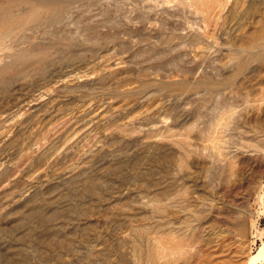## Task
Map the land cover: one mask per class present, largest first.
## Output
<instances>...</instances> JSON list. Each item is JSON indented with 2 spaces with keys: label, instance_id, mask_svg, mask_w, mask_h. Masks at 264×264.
Here are the masks:
<instances>
[{
  "label": "rangeland",
  "instance_id": "obj_1",
  "mask_svg": "<svg viewBox=\"0 0 264 264\" xmlns=\"http://www.w3.org/2000/svg\"><path fill=\"white\" fill-rule=\"evenodd\" d=\"M0 9V264H264V0Z\"/></svg>",
  "mask_w": 264,
  "mask_h": 264
},
{
  "label": "bare ground",
  "instance_id": "obj_2",
  "mask_svg": "<svg viewBox=\"0 0 264 264\" xmlns=\"http://www.w3.org/2000/svg\"><path fill=\"white\" fill-rule=\"evenodd\" d=\"M202 2V1H201ZM200 2V3H201ZM202 4H203V2H202ZM201 4V5H202ZM3 8V7H2ZM5 9V8H4ZM1 11H2V9H0ZM4 19V18H3ZM7 21V20H6ZM12 21V20H11ZM13 23H15V22H13ZM5 24V23H4ZM6 27V26H5ZM6 29V28H5ZM15 29V28H14ZM6 31V30H5ZM16 32V31H15ZM13 36V35H12ZM11 36V37H12ZM7 37V36H6ZM5 38V37H4ZM10 38V37H9ZM3 39V38H2ZM0 41H1V39H0ZM2 42V41H1ZM5 44V43H4ZM6 47V46H5ZM2 50V49H1ZM5 50V49H4ZM30 108V107H29ZM31 110V109H30ZM33 110V109H32ZM36 111V110H35ZM8 140V139H7ZM6 146V145H5ZM252 258L253 259H259V260H261V259H264V238L262 239V242H261V244H260V246L258 247V249H257V252L256 253H254L253 255H252Z\"/></svg>",
  "mask_w": 264,
  "mask_h": 264
}]
</instances>
